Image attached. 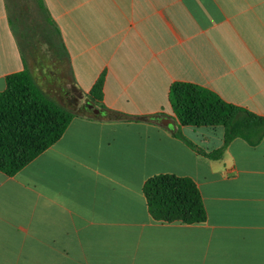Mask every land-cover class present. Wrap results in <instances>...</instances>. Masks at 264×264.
I'll return each instance as SVG.
<instances>
[{"label": "crops", "instance_id": "crops-1", "mask_svg": "<svg viewBox=\"0 0 264 264\" xmlns=\"http://www.w3.org/2000/svg\"><path fill=\"white\" fill-rule=\"evenodd\" d=\"M66 64L76 106L104 73L106 106L155 116L75 114L15 174L0 171V264H264V136L206 158L173 135L169 101L173 82H191L264 115V0H0V91L27 68L77 109ZM180 130L205 151L223 141L220 125ZM161 173L194 180L204 221L151 217L142 186Z\"/></svg>", "mask_w": 264, "mask_h": 264}, {"label": "trees", "instance_id": "trees-1", "mask_svg": "<svg viewBox=\"0 0 264 264\" xmlns=\"http://www.w3.org/2000/svg\"><path fill=\"white\" fill-rule=\"evenodd\" d=\"M104 73L96 79L86 102L98 106L93 112L85 104L68 109L47 95L27 68L10 73L0 91V171L13 175L43 150L55 143L75 114L106 120H152L155 115L128 114L102 102ZM169 101L179 122L172 133L198 154L218 159L236 137L251 145L264 136V115L223 100L201 85L176 81L170 85ZM180 125L217 126L224 129L222 144L211 151L195 145L181 133ZM142 191L147 210L159 221L202 222L206 210L194 180L170 173L148 177Z\"/></svg>", "mask_w": 264, "mask_h": 264}, {"label": "rangeland", "instance_id": "rangeland-1", "mask_svg": "<svg viewBox=\"0 0 264 264\" xmlns=\"http://www.w3.org/2000/svg\"><path fill=\"white\" fill-rule=\"evenodd\" d=\"M61 77L64 79L63 82L67 84V88H68L67 90H68V92H70L69 96L72 98V100L75 103L73 107H82L84 105L83 102L80 105L76 106L77 102H80L81 100H79L78 92L76 90L72 89L71 81H70V75H69V69L67 67V64L63 66V70L61 72Z\"/></svg>", "mask_w": 264, "mask_h": 264}, {"label": "water", "instance_id": "water-1", "mask_svg": "<svg viewBox=\"0 0 264 264\" xmlns=\"http://www.w3.org/2000/svg\"><path fill=\"white\" fill-rule=\"evenodd\" d=\"M86 106L90 109V110H92L93 112H97V107L95 106V105H93L92 103H90V102H87L86 103ZM164 125H168V123H169V121H166V122H163V121H161Z\"/></svg>", "mask_w": 264, "mask_h": 264}, {"label": "flooded vegetation", "instance_id": "flooded-vegetation-1", "mask_svg": "<svg viewBox=\"0 0 264 264\" xmlns=\"http://www.w3.org/2000/svg\"><path fill=\"white\" fill-rule=\"evenodd\" d=\"M86 103H87V102H85V103H84V104H85V106H86ZM86 107H87V106H86Z\"/></svg>", "mask_w": 264, "mask_h": 264}]
</instances>
